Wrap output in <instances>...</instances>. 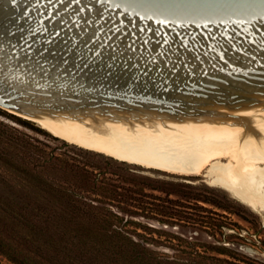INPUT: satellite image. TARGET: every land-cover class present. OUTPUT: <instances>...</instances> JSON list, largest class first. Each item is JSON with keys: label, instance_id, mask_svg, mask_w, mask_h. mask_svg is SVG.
<instances>
[{"label": "water", "instance_id": "obj_1", "mask_svg": "<svg viewBox=\"0 0 264 264\" xmlns=\"http://www.w3.org/2000/svg\"><path fill=\"white\" fill-rule=\"evenodd\" d=\"M0 109L89 132L244 121L264 111V0H0Z\"/></svg>", "mask_w": 264, "mask_h": 264}, {"label": "rangeland", "instance_id": "obj_2", "mask_svg": "<svg viewBox=\"0 0 264 264\" xmlns=\"http://www.w3.org/2000/svg\"><path fill=\"white\" fill-rule=\"evenodd\" d=\"M14 117L18 116L0 109V152L14 157L32 174H49L83 196H92L86 192L92 189L86 183L88 177L92 179L89 174H105L103 186L111 197H98L97 212L111 216L113 226L167 261L192 262L186 254L192 244L205 255L226 259V264H264V210L257 212L212 184L205 175L210 167L193 175L144 167L69 144L45 130L39 133ZM9 138L14 143H8ZM260 170L264 171V164ZM14 174L19 173L0 167L4 197L10 191L3 179L15 184ZM213 248H225L226 255ZM0 264L14 263L0 254Z\"/></svg>", "mask_w": 264, "mask_h": 264}, {"label": "trees", "instance_id": "obj_3", "mask_svg": "<svg viewBox=\"0 0 264 264\" xmlns=\"http://www.w3.org/2000/svg\"><path fill=\"white\" fill-rule=\"evenodd\" d=\"M14 118L44 132L31 121ZM0 167L19 173L14 174L15 184L3 179L10 196L0 194V254L14 264H226V259L205 255L190 243L186 254L192 262H169L113 226L112 217L98 213L95 205L101 202L98 197H111L103 186L107 185L105 174H89L92 179L88 177L86 183L92 189L86 192L92 196H83L67 190L49 174H32L2 152ZM213 249L226 255L225 248Z\"/></svg>", "mask_w": 264, "mask_h": 264}, {"label": "bare ground", "instance_id": "obj_4", "mask_svg": "<svg viewBox=\"0 0 264 264\" xmlns=\"http://www.w3.org/2000/svg\"><path fill=\"white\" fill-rule=\"evenodd\" d=\"M104 131H85L39 119L40 128L79 147L144 167L200 174L239 201L264 210V111L244 121L207 127L191 122L150 125L83 115ZM27 118V117H24ZM230 158L228 162L216 161ZM216 161V162H215ZM215 162V163H213Z\"/></svg>", "mask_w": 264, "mask_h": 264}]
</instances>
